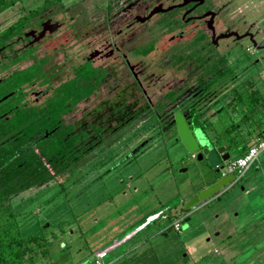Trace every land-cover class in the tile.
<instances>
[{
  "label": "rangeland",
  "instance_id": "1",
  "mask_svg": "<svg viewBox=\"0 0 264 264\" xmlns=\"http://www.w3.org/2000/svg\"><path fill=\"white\" fill-rule=\"evenodd\" d=\"M73 2L75 4L70 7V14L75 19L86 20L93 25L98 23L103 13V5H98V0H53L49 6L45 5L43 0H17L0 13V29L22 16L26 19H20L26 22L25 20L43 8H46L43 14L63 20L67 15L63 14V10L59 8L61 5L58 7V4L66 6ZM232 2L233 5L229 7L230 15L237 16L246 9V13L250 11V18L260 15L259 13L264 16V0ZM33 18L29 19V23ZM261 24L264 26V19ZM90 27L91 25L86 27V53L98 46V26L96 32H90ZM162 36L166 39L167 34ZM68 44L64 28H61L42 41L36 51L39 55L60 57L68 47H72L69 54L77 55V47H74L73 43L71 46ZM161 49L162 47L156 48L144 62L155 53L160 55ZM63 57L61 59L65 60ZM228 60H239L237 51L231 49L225 61ZM92 63L98 65L99 61L95 59ZM147 73H150L149 69ZM159 75V83H155L154 73L149 74L144 80L145 83L142 82L151 101L161 97L173 82H178L181 77V74L175 73L169 67L165 69L164 74ZM249 81L251 85L247 84V88L256 87L264 97V73L254 74ZM110 84L111 80L108 78L101 88L87 97V101L78 104L70 115L75 114L77 117L78 109L90 108L97 104L98 95L106 97L108 91L104 87ZM161 84L163 85L160 86ZM213 86L211 84L209 87ZM224 89L225 87L220 91ZM136 94L140 96L139 91H136ZM229 96H226L225 102ZM217 103L209 104L200 113L205 115L211 126H205L203 129L193 127L192 131L195 135L204 137L205 141H209L207 137L210 136L222 141L230 153L229 158H233L237 153L235 146H240L241 141L233 143L230 134L222 137L218 133L221 127L228 126L230 121L240 126L242 133L246 132L242 124V107L232 109L230 105L227 110L216 109ZM212 109L215 112L210 114ZM104 110V107L98 109V113ZM253 110V124H263L264 117H261L256 109ZM139 128H143L141 121L130 122L123 131L115 134V139L118 138L116 141L109 143L107 147L101 144L100 148L97 146L84 154L65 174L64 188L57 184L59 181L55 180V183L51 180L33 186L14 198L16 201L20 200L17 204H12L14 209L20 210V214L16 215L20 229L23 232H37L45 228L48 233L47 253L35 259L32 264H93L95 250L108 246V243L123 237L124 234L121 240L132 234V228L144 215L151 212H156L157 217L146 221L148 225L126 243L110 250L104 260H110L109 264H167L170 260L173 264H218L222 260L223 264H264V165L260 162L264 159V152L236 181V184H245L248 192L242 193L229 187L228 183L222 185L191 207L193 212L188 222L180 221L176 225V220L167 221L162 217L168 210L169 216L179 214L182 211L181 202L209 181L212 176L209 171L212 167L207 166L203 160L193 158L179 140L166 146V143L160 145L159 139H155V144L144 156L138 158L136 154V161L126 158L128 149L120 150V146L123 143L131 145L140 135L143 136L145 132L139 133ZM216 144L218 145V142ZM122 155L123 158L119 159ZM88 168L91 170L86 172ZM181 168L185 170L182 171ZM77 170L82 173L81 178L70 184L69 179L78 175ZM84 171L86 174H83ZM214 230L219 232L218 237H211ZM228 233H232L224 239L228 245L216 244L219 238ZM134 244L136 245L133 246ZM180 251L181 255L184 253L183 259L177 256Z\"/></svg>",
  "mask_w": 264,
  "mask_h": 264
},
{
  "label": "flooded vegetation",
  "instance_id": "2",
  "mask_svg": "<svg viewBox=\"0 0 264 264\" xmlns=\"http://www.w3.org/2000/svg\"><path fill=\"white\" fill-rule=\"evenodd\" d=\"M232 1L98 0V5H103V13L96 25L86 20L75 19L70 14V7L77 2L75 1L66 6L62 3L58 4V7L61 5L59 8L63 10V14L67 15L65 19H55L49 14H43L46 9L43 8L37 13L38 15L31 16L34 17L32 24L29 23L30 17L21 33L9 40L2 38L1 32L5 27L1 28L0 162L5 158L6 153L15 152L9 158V161H12L19 158L23 152L21 139L24 132L19 128L7 129L8 122L22 116L36 118L39 110L54 95L55 89L62 83L75 79L76 70H81L87 64L96 71V78L92 79L97 80L93 92L101 88L102 83L108 78L111 84L104 87L108 91L106 97L98 95V103L90 108L78 109L77 117L70 113L82 101H87L88 96L81 98L58 116V120L70 128L66 134L77 138L74 146L79 160L97 146L100 148L103 144L107 147L109 143L116 141L118 138L115 139V134L123 131L130 122L141 121L143 128H139L138 132H145L131 145L123 143L120 146V150L128 149L126 158L135 161V155L137 154L138 158L144 156L155 144V139H159V143L168 145L169 138L176 134L172 120V114L176 110L184 111L187 122L191 121L192 110L202 113L205 107L213 102H218L216 109L227 110L232 99L231 95L229 96L231 93L229 75L233 73V79L240 76L237 80L240 81L242 78L247 79V74L253 76L264 73V26L261 24L264 16L259 13L262 17L256 15L250 18L248 17L250 11L246 13V9L237 16L230 15L229 7L233 5ZM168 6L173 7L167 11H157L148 15L153 8L163 9ZM238 10L240 12V9ZM208 21L211 27L207 26ZM43 22L45 30L42 36L36 39ZM87 25H91L90 32H96L98 26V46L93 47L88 53L85 50ZM61 28H64L68 45L71 46L73 43V46L77 47V55L69 54L72 47H68L60 57L39 55L36 51L37 46ZM29 31L32 32L31 35H24ZM229 32H235L236 35L223 36ZM166 34V39H163L162 35ZM242 34L243 37L236 38ZM161 47L160 55L155 53L146 63L144 62L151 52ZM231 49L237 51L239 60L225 61ZM62 56L65 60L61 59ZM95 59H98V65L92 63ZM167 67L181 74V77L178 82H173L161 97L151 101L145 93L142 82L149 74L154 73L155 83H159V74H164ZM28 69H31V75L25 72ZM147 69L150 73H147ZM215 72H223L224 76L211 82ZM211 84L214 85L213 88L209 87ZM246 86L247 84H244V87ZM224 87L225 89L220 91ZM136 91L140 92V96ZM227 95L229 99L225 102ZM68 105L69 101H66L65 106ZM103 107L105 110L98 113V109ZM210 111V114L215 112L213 109ZM104 112L106 114H103ZM200 118L206 120L205 115L201 114ZM35 136H30L28 139L31 140ZM207 138L210 146L212 142L213 144L218 142L215 137ZM11 141H14L15 145L7 151L6 144ZM191 156L194 158L193 155ZM122 158L123 155L119 159ZM201 160L206 164L204 155ZM219 165H223V162L221 161ZM209 172L212 176L202 188L219 178L214 168ZM228 186L242 193L249 190L246 189L245 184H236V181ZM21 192L23 191L13 192L4 199V202L10 203L16 215L20 210L14 209L12 204L20 201L14 198ZM147 217L148 214L144 215L141 223L132 228L134 231L132 234L123 240H121L123 237L117 239L121 240L119 245L145 228ZM231 234L219 238L216 244L228 245L224 239ZM218 236V231H212L211 237Z\"/></svg>",
  "mask_w": 264,
  "mask_h": 264
},
{
  "label": "trees",
  "instance_id": "3",
  "mask_svg": "<svg viewBox=\"0 0 264 264\" xmlns=\"http://www.w3.org/2000/svg\"><path fill=\"white\" fill-rule=\"evenodd\" d=\"M16 1L17 0H0V13L13 5ZM52 1L53 0H43L45 5L51 4ZM20 18L26 19L24 16ZM20 18L2 30V38L9 40L14 35L21 33V30L26 25L27 20L24 22V20ZM28 70L25 72H27L28 75H31V69ZM76 73L77 75L75 79L64 82L55 89L54 95L49 99L48 103L39 110L36 118L33 117V119L30 116H22V118L17 117L15 119L13 118L6 126L7 129L12 128L13 130L15 128H19L24 132V134L21 139V148H23L21 156L9 161V158L15 153L9 152L8 154H4L5 158L0 162V165L3 164L0 167V264H32L35 259L47 253L49 244L47 230L44 228L37 232H23L16 219V213H14V210L11 209L10 203L4 202V199H6L13 192L24 191L31 186L46 183L51 180H54V182L55 180L59 181L57 184L61 188H64V179L66 178L65 174L69 171L71 165L79 162L77 161L79 160L77 157L78 153L75 151L74 146L77 138L73 135L66 134L70 128L63 125L58 120V116L60 113L65 112L69 107L76 104L81 98L89 96L96 88L95 83L97 80H92L93 78H96V71L95 68L91 67L89 64L83 66L81 70L77 69ZM223 74V72H215L213 74V80L217 81L219 78L224 76ZM229 76L231 83L230 92L232 97L230 105L232 109H235L237 106L242 107L240 109L243 116L242 124L246 128V132L242 133L240 126L230 121L228 126L221 127L222 129L219 130L218 134H221L222 137H226L228 136L227 134H230L231 140L233 139V143L241 141L240 146H235L237 149L236 156H239L256 141L258 134L262 129H264V122L263 124L258 122L253 124L255 118L252 116L253 111H255L253 109H256V112H258L261 117H264V97L259 94L256 87L253 89H248L247 86L244 87V84H250L249 80L252 74H247V79L237 82L235 80H238V78L233 79V73ZM234 82L236 83L234 84ZM243 93H245L244 97ZM66 101H69L68 106H65ZM259 106H261L260 109H258ZM191 115V121L188 120L191 129L193 127L203 129L205 126H211L209 121L201 120V114L199 111L192 110ZM245 122L249 124L247 125ZM34 135L36 136L33 137V139H28V137H32ZM176 137L177 135L175 134V136L169 138L168 144L178 141V138L175 139ZM210 137L214 138V136ZM227 142L228 144L230 143L229 139ZM161 144L162 143H160V145ZM218 144H223V142L219 140ZM14 145V141L8 142L6 144L8 149L6 148V150L8 151L10 147H14ZM260 162L264 165V159ZM83 169L85 168H81V170ZM88 170L90 171L91 169L88 168L86 172ZM77 174V176L74 175L69 179L71 182L70 184L75 183L77 179L79 180L81 178L82 173L78 171ZM83 174H86L85 171ZM216 176H219V171ZM262 180L264 181V178H262ZM200 189H202V187ZM183 202L184 201L181 202L180 208L182 211L179 214L169 216L170 214L168 213L170 211L168 210L167 214H165L162 218L167 221L176 220V225H178L180 221L188 222L193 211H191V207L184 209ZM154 214H156V212H151L148 214V217ZM154 217H157V214ZM146 221L144 223L145 227L148 225ZM139 223H141V220L134 227H136ZM51 235L52 234L50 233L49 236ZM131 237L127 238L123 243H126L129 239H131ZM120 238H122V236ZM135 245L136 244L133 246ZM181 252L182 251L177 253L179 259L184 258L181 255ZM168 263L173 264L171 260L167 261V264ZM223 263L224 261L222 260V262L219 261L218 264ZM262 263L264 262L262 261Z\"/></svg>",
  "mask_w": 264,
  "mask_h": 264
},
{
  "label": "water",
  "instance_id": "4",
  "mask_svg": "<svg viewBox=\"0 0 264 264\" xmlns=\"http://www.w3.org/2000/svg\"><path fill=\"white\" fill-rule=\"evenodd\" d=\"M173 6H168L163 9H157L153 8L148 15H151L154 12L157 11H167L171 9ZM210 21L207 22V26L211 27L209 25ZM42 23V29L40 33L36 36V39L42 36L45 26ZM51 31V29H48ZM32 32H25L24 35H31ZM236 35L235 32H229L223 36L228 35ZM244 34L240 36H236V38L243 37ZM172 120L174 122L175 131L178 137L179 142L181 145L185 148V150L194 156L196 160H201L202 156L204 155V159L206 161V164L209 167L214 168L215 172H218L222 165H219V163L222 161L224 162L227 159H230V153L228 150H226L225 145L223 144H213L210 146V141H205L204 137L199 136L198 134L195 135L190 128L189 122L186 121V118L184 116V111L176 110L172 114ZM236 157V155L234 156ZM180 170H185V168H181ZM231 179V175L227 174L223 177H219L214 181L212 184L200 189L196 193L190 195L184 202H183V208L188 209L192 207L194 204L199 202L200 200L206 198L207 196L211 195L215 191L219 189L222 185L227 184Z\"/></svg>",
  "mask_w": 264,
  "mask_h": 264
},
{
  "label": "built area",
  "instance_id": "5",
  "mask_svg": "<svg viewBox=\"0 0 264 264\" xmlns=\"http://www.w3.org/2000/svg\"><path fill=\"white\" fill-rule=\"evenodd\" d=\"M264 151V129L258 134L256 141L250 145L243 154L227 159L223 162L222 167L219 170V177H223L227 174L231 175V179L228 184L237 181L243 173L257 160L258 156ZM157 214V213H156ZM156 214L147 217L146 220L156 216ZM120 240H114L108 246L101 248L94 252L93 264H109L110 260H104L107 253L118 246Z\"/></svg>",
  "mask_w": 264,
  "mask_h": 264
}]
</instances>
